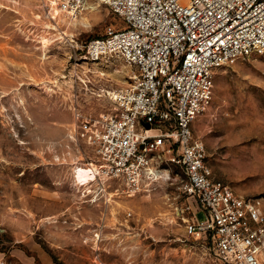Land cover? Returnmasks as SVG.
<instances>
[{"label": "rangeland", "instance_id": "obj_1", "mask_svg": "<svg viewBox=\"0 0 264 264\" xmlns=\"http://www.w3.org/2000/svg\"><path fill=\"white\" fill-rule=\"evenodd\" d=\"M83 15L88 26L51 19L39 0H0V262L226 264L173 222L177 206L190 207L188 216L197 208L179 197L181 180L128 197L115 183L87 193L75 185L74 167L94 162L71 136L75 113L107 112L102 90L129 87L136 72L118 57L83 61L86 43L125 28L106 7ZM195 132L216 179L264 209V54L218 71L212 112Z\"/></svg>", "mask_w": 264, "mask_h": 264}, {"label": "built area", "instance_id": "obj_2", "mask_svg": "<svg viewBox=\"0 0 264 264\" xmlns=\"http://www.w3.org/2000/svg\"><path fill=\"white\" fill-rule=\"evenodd\" d=\"M39 1L53 20L52 13L73 20L106 7L125 25L90 40L81 57L86 63L118 57L136 70L129 87L102 90L107 112L74 115L72 138L82 137L94 152L88 186L103 192L115 183L128 197L181 180L179 197L197 206L191 216L190 207L173 213L186 236L206 240L223 263L264 264L261 201L216 179L207 145L193 130L213 108L218 71L264 54V0Z\"/></svg>", "mask_w": 264, "mask_h": 264}, {"label": "bare ground", "instance_id": "obj_3", "mask_svg": "<svg viewBox=\"0 0 264 264\" xmlns=\"http://www.w3.org/2000/svg\"><path fill=\"white\" fill-rule=\"evenodd\" d=\"M52 14L56 15L55 13H52ZM83 16L77 17V18H75L73 20H69V21H71L75 25L78 22H80L81 25L88 26V21L89 20L87 18L83 17ZM61 19L63 20V22H68V21H65L66 19H63V18H61ZM61 38H63V37H61ZM42 42H43L44 46H47L52 41L49 38L43 37ZM89 168H90L89 166L74 167V183L80 189L84 188L86 190L85 193H87L88 190H89V187H87L88 184L94 179V173Z\"/></svg>", "mask_w": 264, "mask_h": 264}, {"label": "crops", "instance_id": "obj_4", "mask_svg": "<svg viewBox=\"0 0 264 264\" xmlns=\"http://www.w3.org/2000/svg\"><path fill=\"white\" fill-rule=\"evenodd\" d=\"M213 109V108H212ZM212 109H211V111H209V113H211L212 112ZM200 119V118H199ZM199 119L194 123V125H193V130H194V132H195V126H196V123L199 121ZM196 133V132H195ZM196 135V134H195Z\"/></svg>", "mask_w": 264, "mask_h": 264}, {"label": "water", "instance_id": "obj_5", "mask_svg": "<svg viewBox=\"0 0 264 264\" xmlns=\"http://www.w3.org/2000/svg\"><path fill=\"white\" fill-rule=\"evenodd\" d=\"M149 128V126H147Z\"/></svg>", "mask_w": 264, "mask_h": 264}]
</instances>
